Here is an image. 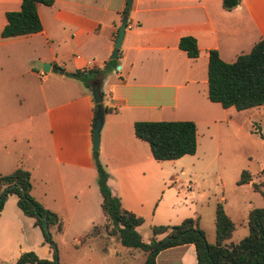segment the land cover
Returning a JSON list of instances; mask_svg holds the SVG:
<instances>
[{"label": "crops", "instance_id": "obj_1", "mask_svg": "<svg viewBox=\"0 0 264 264\" xmlns=\"http://www.w3.org/2000/svg\"><path fill=\"white\" fill-rule=\"evenodd\" d=\"M51 1L49 7H36L39 32L2 38L4 15L18 11L21 0H0V175L18 167L28 171L31 197L62 222V231L70 224L91 229L95 222L91 216L100 210L101 201L91 157V95L65 73L105 69L122 17L126 22L115 58L118 69L95 78L101 106L111 111L102 116L97 157L107 173L110 193L124 210L142 219L147 215L167 162L152 159L148 145L134 137V122L191 121L196 144L191 156H195L200 142L216 151L222 127L233 124L239 130L237 120L243 114L255 109L264 115V104L236 111L209 102L206 81L208 51L231 63L264 38V0H239L230 11L221 8V0H131L129 8L127 0ZM184 36L196 42L195 59L178 50V40ZM42 63L49 64L48 71L35 66ZM184 157L188 155L173 161ZM247 184L251 186V176ZM10 198L18 225L13 220L2 222ZM149 213L153 218L154 212ZM0 224L4 247L15 243L12 231H19L23 239V224L34 235L26 250L18 248L10 258L0 253V261L14 264L22 253L37 254L35 247L45 248L39 259H52L40 230L20 213L14 197L5 200ZM89 240L104 242L111 250L115 239ZM124 249L101 255V263H143L142 253ZM154 262L195 264L193 246L162 250Z\"/></svg>", "mask_w": 264, "mask_h": 264}, {"label": "trees", "instance_id": "obj_2", "mask_svg": "<svg viewBox=\"0 0 264 264\" xmlns=\"http://www.w3.org/2000/svg\"><path fill=\"white\" fill-rule=\"evenodd\" d=\"M239 0H221V8L230 11ZM37 5L49 7L51 0H21L16 12L5 13L6 24L2 29V38H11L37 33L40 22L36 14ZM124 11L123 14H125ZM178 50L187 58L198 55L196 42L192 37L184 36L178 40ZM115 60L107 63L105 69H90L65 73V76L79 80L86 89L95 77H102L115 69ZM207 99L222 109L233 108L243 111L264 104V38L256 42L248 53L239 55L231 63L219 59L215 51H208L206 66ZM100 108L102 114L111 112L105 107L93 105V117ZM254 133H256L254 131ZM134 137L148 145L150 155L156 162L173 161L195 152V127L191 121L134 122ZM258 138L264 136L257 132ZM93 168L96 173V185L101 198L100 212L104 219L103 229L108 237L115 236L118 243L127 249L142 253V264H155V256L162 250L190 244L194 249L195 264H264V205L254 208L246 215V236L233 244L227 242L233 231V224L224 213L220 203L214 209V242L208 244L203 232L192 218L182 220L178 225H153L147 242L141 240L136 229L143 223L120 206L119 199L113 196L107 185V173L99 163L97 151L91 152ZM250 175L241 172L237 185L247 184ZM256 191L257 185L251 184ZM31 183L28 171L18 167L6 175H0V211L8 197L15 198L20 213L33 220V226L40 230L43 243L54 248L50 230L56 234L62 231V222L51 212L44 209L30 195ZM43 224L46 230L42 229ZM84 237L99 236L98 226H92ZM81 243V240H80ZM55 252L52 259H39L32 252L19 255L14 264H56Z\"/></svg>", "mask_w": 264, "mask_h": 264}, {"label": "rangeland", "instance_id": "obj_3", "mask_svg": "<svg viewBox=\"0 0 264 264\" xmlns=\"http://www.w3.org/2000/svg\"><path fill=\"white\" fill-rule=\"evenodd\" d=\"M239 119V130L233 124L222 127L223 133L216 151L206 148L200 142L195 156L190 155L180 161H167L163 164L164 180L159 182L161 189L152 208L150 207V211L142 219V225L136 229L143 242H147L149 229L153 225L175 226L186 218H192L197 220L206 242L213 244V218L217 203L221 204L224 213L233 223L234 231L230 242L237 243L246 236L247 211L264 205V140L257 136V132L264 136V115L254 109ZM243 171L251 176L252 184L257 185L256 191L249 184H236ZM11 203L12 199L8 200L3 208L2 222L13 220L18 225L17 219L13 217L15 208ZM151 210L154 212L153 218L149 213ZM91 217L95 221L94 226H98L99 236L108 237L103 229L100 210L96 209ZM156 221L170 223H153ZM22 226L23 239L19 231H12L10 238H15V243L9 247L0 245L3 248L0 253L4 258H10L18 252V248L26 250L32 244L34 235L24 224ZM89 229L88 226L74 227L70 224L61 233L54 234L49 231L54 247L50 251L51 254L55 252L57 264H103L101 255L126 250L117 243L115 236L112 237L114 242L110 243L111 250L104 242L90 241L89 237H84ZM80 240L81 243L85 240L89 242L78 246L77 241ZM37 248L35 247L37 254L31 252L37 257L43 255L45 248ZM128 251L140 253L135 250ZM6 261L4 259L0 264H10ZM104 264H112V261Z\"/></svg>", "mask_w": 264, "mask_h": 264}, {"label": "water", "instance_id": "obj_4", "mask_svg": "<svg viewBox=\"0 0 264 264\" xmlns=\"http://www.w3.org/2000/svg\"><path fill=\"white\" fill-rule=\"evenodd\" d=\"M131 0L126 1V8L130 7ZM126 19L125 17H122L120 20L119 27L117 29V34L115 37V41L112 45V51L109 56V60H115L118 49L120 47V43L123 36L124 26H125ZM36 67H39L42 72L48 71L49 64L42 63L40 66L38 64L35 65ZM118 69V67H116ZM89 92L91 95L92 103L93 105L100 106L102 103L101 94H100V83L99 80L94 78L89 82ZM102 111L100 108L97 109L93 119H92V125H91V150L97 151L98 150V139H99V131L102 125ZM42 229L45 231L46 226L43 224ZM57 264V263H56Z\"/></svg>", "mask_w": 264, "mask_h": 264}, {"label": "built area", "instance_id": "obj_5", "mask_svg": "<svg viewBox=\"0 0 264 264\" xmlns=\"http://www.w3.org/2000/svg\"><path fill=\"white\" fill-rule=\"evenodd\" d=\"M91 64H92V62H91V61H88V62H86V66H87V67H90V66H91Z\"/></svg>", "mask_w": 264, "mask_h": 264}]
</instances>
